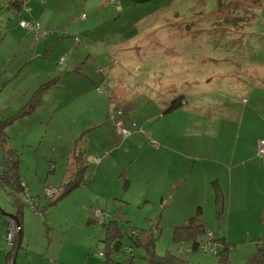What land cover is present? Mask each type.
<instances>
[{
    "label": "crops",
    "instance_id": "obj_1",
    "mask_svg": "<svg viewBox=\"0 0 264 264\" xmlns=\"http://www.w3.org/2000/svg\"><path fill=\"white\" fill-rule=\"evenodd\" d=\"M12 1L14 4L7 6L11 13L8 21L13 16L23 32L20 22H25L24 0ZM71 4L77 7L76 0ZM55 31L51 29L52 35ZM4 33L0 49L8 47L12 40L8 37L10 30ZM24 36V40L9 46L14 47L11 52L0 56V82L4 79L0 83V120L16 116L42 85L55 80L43 88L29 114L7 126L10 146L21 150L22 156L29 151L31 164L23 180L30 195L40 185L42 191L44 187L59 188L69 170L75 168L71 153L79 151L87 172L84 182L73 190L87 192V202L95 210H103L113 218L111 211L117 207L125 218L123 209L129 203L127 199L132 198L143 201L139 209H143L140 215L146 225L153 223L154 217L159 225H172L168 227L171 228L198 214L207 233L215 237L213 240L236 246L245 241L256 245L263 240L264 156H256V146L259 139H264V61L233 58L230 62L223 58L215 64H227L230 71L225 66L221 70L215 66L219 68L217 72L195 76L190 73L199 61L183 63L177 59L176 64L183 63L188 71L178 72L187 83L170 75L153 89H137L130 98H144V102L131 107L128 95L119 88L128 57L117 55L110 72L100 75L95 70L97 65L90 66L95 59H103L105 51L99 49L98 42H88L92 52L78 50L74 55L67 53L66 44L63 50L52 52L54 43L41 41L35 35L33 39L31 31L24 32ZM124 46L126 41H121L111 50ZM61 57L65 59L63 66L58 62ZM212 87L218 91H214L211 105L189 104L195 96L211 93ZM180 99L178 110L168 114L167 109ZM238 100L242 105L237 104ZM112 109L120 114L108 119ZM118 125L131 130L133 125L145 136L138 133L123 139ZM42 144L46 147L40 159L37 155ZM133 179L139 183L134 196L130 193ZM0 222L5 227L4 220ZM18 222L20 251L24 231ZM3 251L6 253V248ZM5 264H9L6 259Z\"/></svg>",
    "mask_w": 264,
    "mask_h": 264
},
{
    "label": "rangeland",
    "instance_id": "obj_2",
    "mask_svg": "<svg viewBox=\"0 0 264 264\" xmlns=\"http://www.w3.org/2000/svg\"><path fill=\"white\" fill-rule=\"evenodd\" d=\"M72 1L75 0H24L22 17L28 28L21 27L23 32H20L13 16H11L12 20L8 21L11 13L7 6L14 2L0 0V27L2 25L0 39L6 29L10 30L8 36L12 39L10 46L24 40V32L31 31L33 39L35 35L41 41L54 43L52 52L63 50V45L66 44L67 53L74 52V55L78 50L92 52L88 42L94 40L101 45L99 49L105 51L102 60L95 59L90 62V66L97 65L95 70L100 75L110 72L112 61L117 55L128 57L124 74L119 77V88L128 95L127 104L131 107L144 102V98L138 100L134 97L130 98L137 89H144L146 86L153 89L158 81H163L170 75L174 76L173 78L178 76L177 80L187 83L178 74V72H188L182 65L184 61H199L195 64L193 73H190L195 76L208 74L211 71L217 72L219 68L221 70L225 67L226 71H230L227 64H215L223 58L230 62L233 58L239 61L243 59V62L245 58L264 61V0H148L142 3L136 0H76L75 8H72ZM69 6L73 10L71 13ZM51 29L57 30L54 35ZM85 29L87 31H84ZM124 40L125 48L111 50L112 45L125 42ZM68 41L69 43H66ZM7 42L8 39L5 40V43ZM9 46L0 49V56L13 50L14 47L9 49ZM59 59L58 62L63 66L64 57ZM177 59H181L183 63L176 64ZM100 62L103 63L99 64ZM177 80L173 83L174 88L178 86ZM3 81L4 79L0 83L3 84ZM240 81L246 82L241 79ZM208 89L209 87L207 91ZM214 91L218 89L212 87L211 93L197 95L189 101V104L195 106L204 102L211 105V99L216 96ZM245 97L247 98V95ZM239 100L237 104L242 105V100ZM236 101L237 99L234 102ZM110 112L116 117L120 114V112L117 114L116 109ZM125 129L129 130L130 134L123 139L142 133L133 125L132 130ZM142 134L145 136L144 133ZM42 146L37 155L40 159L46 145L42 144ZM18 151L21 154L20 172L25 179L26 167L31 164L28 158L29 151L26 150L24 156L21 150ZM1 160L0 153V162ZM132 183L130 193L134 196L139 189V183H136L135 179ZM46 190L42 191L40 185L38 191L33 194L39 196L40 200L37 204H32L29 198L24 199V202L17 201L4 193L0 187V220L5 218L3 213L14 215L19 218L18 221L20 220L24 231L23 244L17 255L16 264H102L103 259L99 253L104 250L105 231L102 224L94 218L95 207L87 202L89 194L73 190L52 204L50 201L56 200L57 198H52L58 193L51 188ZM127 200L129 203L123 209L126 217H114L117 218L116 221L124 234L123 245H129L127 233L131 229L147 227L143 216L140 215L143 209H139V206H143V201H135L132 198ZM117 210L119 209L116 207L111 212L115 213ZM151 218L155 224L156 218ZM9 221L15 226L14 237L9 241L5 238L6 228L0 222V263L3 261V264H5L3 251L5 248L13 252V256L8 260L9 264L13 262L16 242L21 232L19 222ZM170 226L172 225L159 226L157 255L163 256L169 252L184 257L187 264H217V257L212 251L222 250L223 240H213L210 244L203 243L198 252H192L184 245L172 241L176 225L168 228ZM225 242L232 249L229 253V264H244L246 258L255 250V243L252 244V241H245L237 246ZM134 252L138 255L142 254V250L136 247Z\"/></svg>",
    "mask_w": 264,
    "mask_h": 264
},
{
    "label": "trees",
    "instance_id": "obj_3",
    "mask_svg": "<svg viewBox=\"0 0 264 264\" xmlns=\"http://www.w3.org/2000/svg\"><path fill=\"white\" fill-rule=\"evenodd\" d=\"M136 1L142 3L148 0ZM54 81L55 80H51L42 85L32 98L31 102L16 116L0 120V153L2 154V160L0 162V187L4 193L15 198L19 202H24V199L29 198L30 203L37 204L40 197L37 195H30L28 192L27 185L20 174L21 155L17 150L10 146V136L7 133V126L14 119L29 114L39 101L43 88L46 89L53 84ZM181 104V99L173 102L166 112H171L177 109ZM78 152L76 153L75 151V153H71L72 158H74L75 161V168H71L69 170V175H67L66 179L60 184L59 188H55L58 194L52 198H57L56 200L50 201L52 204L84 182L87 168L80 155L81 152H79L80 154ZM68 155L70 154L68 153ZM44 189L46 190L47 187H44ZM217 200H219L218 194ZM217 207V218L220 219L219 201H217ZM97 211L100 212L103 217L102 222H100L96 216ZM119 212L121 213V211H117L113 214L117 215V218H120L121 215H119ZM114 217L112 218L109 213L103 210H96L94 213V218L102 224V228L105 231L104 250L102 253H99L103 259L102 264H187V260L179 254L167 252L163 256L157 255L156 242L160 235V225L158 222L155 224L149 223L146 228L131 229L130 232L127 233L130 240L129 245H123L122 238L124 237V234L121 231V226L116 221L117 218ZM8 222L9 220L6 217L4 219L6 230ZM172 241L184 245L192 252H198L203 243L210 244V241H213V238L211 234L207 233L202 218L197 214L187 219L181 226H176L174 228ZM221 245L222 250L219 252L215 250L216 253L214 254L217 257V264H229V253L232 249L225 241L224 243L222 242ZM134 247L141 249L142 254H136L134 252ZM12 256L13 252L11 250L7 251L5 253L6 261ZM244 264H264V238L256 243L255 250L250 256H248V258H246Z\"/></svg>",
    "mask_w": 264,
    "mask_h": 264
},
{
    "label": "built area",
    "instance_id": "obj_4",
    "mask_svg": "<svg viewBox=\"0 0 264 264\" xmlns=\"http://www.w3.org/2000/svg\"><path fill=\"white\" fill-rule=\"evenodd\" d=\"M20 26L28 28V24L26 22H24V21L20 22ZM118 113H119V111H117V114ZM109 116H110L111 119H114L116 117L113 113H110ZM117 129H118L119 134L122 136V138H126L130 134V131L125 129L122 126L118 125ZM256 156L257 157H263L264 156V139H259L258 142H257ZM52 190L54 191L56 189L52 188ZM96 216L98 217L99 221L102 222L103 217H102L101 213L97 211L96 212ZM14 230H15L14 224L12 223V221H9L8 222V227H7V230H6V233H5V235H6L5 238H6L7 241H9L10 238L14 237L13 236ZM212 253L215 254L216 253L215 250H213Z\"/></svg>",
    "mask_w": 264,
    "mask_h": 264
},
{
    "label": "water",
    "instance_id": "obj_5",
    "mask_svg": "<svg viewBox=\"0 0 264 264\" xmlns=\"http://www.w3.org/2000/svg\"><path fill=\"white\" fill-rule=\"evenodd\" d=\"M3 215L6 216L8 220H14L16 222L18 220V218L16 216H14V215H10V214H7V213H3ZM20 234H21V232L19 233V237H18L17 242H16V250H15V253H14V259H13V262L11 264H16V259H17L19 246H20V241H21Z\"/></svg>",
    "mask_w": 264,
    "mask_h": 264
}]
</instances>
